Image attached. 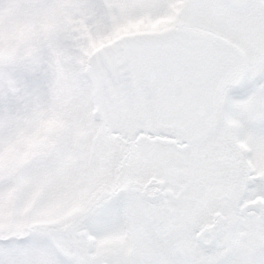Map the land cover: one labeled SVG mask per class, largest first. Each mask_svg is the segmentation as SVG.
<instances>
[{
    "label": "snow or ice",
    "instance_id": "6c2138e0",
    "mask_svg": "<svg viewBox=\"0 0 264 264\" xmlns=\"http://www.w3.org/2000/svg\"><path fill=\"white\" fill-rule=\"evenodd\" d=\"M0 264H264V0H0Z\"/></svg>",
    "mask_w": 264,
    "mask_h": 264
}]
</instances>
